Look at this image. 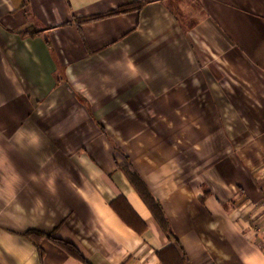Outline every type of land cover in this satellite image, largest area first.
Wrapping results in <instances>:
<instances>
[{"label":"crops","instance_id":"obj_1","mask_svg":"<svg viewBox=\"0 0 264 264\" xmlns=\"http://www.w3.org/2000/svg\"><path fill=\"white\" fill-rule=\"evenodd\" d=\"M137 1L0 0V264H264V0Z\"/></svg>","mask_w":264,"mask_h":264},{"label":"trees","instance_id":"obj_2","mask_svg":"<svg viewBox=\"0 0 264 264\" xmlns=\"http://www.w3.org/2000/svg\"><path fill=\"white\" fill-rule=\"evenodd\" d=\"M164 7L172 14L177 20L179 26L182 28V31L184 33H188L192 30H194L198 24L199 20L194 18L188 13V9H194L196 10L197 7L194 0H160ZM147 5V2L145 0H139V2H134L131 4H128L126 6L118 7V9H115L113 11H110L109 13L102 15V16H95L92 18H86L79 20L78 24H85L91 21L100 20L103 18H109V17H115L120 16L123 14H128L132 12H139L143 10ZM121 169L125 172V176L128 177L130 183L134 187L133 189L136 190L140 198L143 200L150 210L151 214L154 216L158 224L160 225L164 232L169 234L170 236L174 237V233L172 231L170 220L165 214L163 206L157 201V199L154 197L150 189H148L146 183L144 180L138 176L139 174L132 171L128 167H121ZM209 192H206V196L209 195ZM26 238L31 241V243H34L38 247V249L41 251L40 243L47 240L51 242V244H54L58 248L62 249L64 252H66L70 257L76 259L77 261L83 263V264H91L81 253V251L73 244H70L69 242H66L62 239H59L53 235H48L42 232L38 231H27ZM183 248L179 245L178 240L176 239L174 244H171L164 250L158 252V257L160 259L161 264H188V258L183 252ZM43 255V253H42Z\"/></svg>","mask_w":264,"mask_h":264},{"label":"built area","instance_id":"obj_3","mask_svg":"<svg viewBox=\"0 0 264 264\" xmlns=\"http://www.w3.org/2000/svg\"><path fill=\"white\" fill-rule=\"evenodd\" d=\"M261 249H262L263 252H264V241H263V244L261 245Z\"/></svg>","mask_w":264,"mask_h":264}]
</instances>
